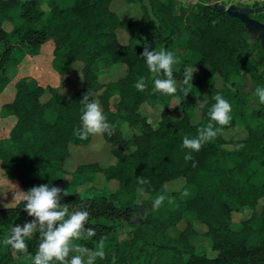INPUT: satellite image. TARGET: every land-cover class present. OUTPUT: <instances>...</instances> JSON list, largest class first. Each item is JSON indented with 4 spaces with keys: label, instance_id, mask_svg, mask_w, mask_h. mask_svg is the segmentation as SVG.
Wrapping results in <instances>:
<instances>
[{
    "label": "trees",
    "instance_id": "1",
    "mask_svg": "<svg viewBox=\"0 0 264 264\" xmlns=\"http://www.w3.org/2000/svg\"><path fill=\"white\" fill-rule=\"evenodd\" d=\"M124 1L137 2L143 19H122L110 7L112 0H73L70 5H53L46 10L38 0H0V13L11 24L7 30L0 23V92L9 78L6 70L19 62L15 54L18 43L34 54L42 43L51 40L52 67L66 74L72 63L79 61L82 76L79 87L70 95L51 85L36 84L28 91L17 90L10 101L2 104V115H11L14 122L8 136L0 138L1 167L24 191L48 184L50 188L62 189L58 194L60 205H80L78 211L90 213L79 238H74L71 245L95 251L104 240L105 257H97L94 264H135V260H139L136 264H264V202L258 203L264 196V178L254 180L252 166L256 161L264 167V103L256 95L261 105L247 111L245 100L235 98L239 88L234 94L227 84L245 67L255 87L264 86V44L258 36H250L242 20L212 2L198 1L189 8L194 31L178 27L176 38L170 40L171 24L160 8L164 0ZM250 15L261 20L264 9ZM121 27L128 34L125 43L115 31ZM173 45L186 48V54L176 52ZM145 46L149 51L165 48L176 54L180 63L174 65L175 80L179 64L183 68L197 65L205 69L192 71L189 85L183 83V74L177 92L164 94L155 89L157 74L148 69L142 57ZM104 60L123 65L126 70L124 75L103 83L106 91L99 104L112 126V134L105 132L101 136L109 143L122 140L124 145L134 148L120 153L106 166L82 162L74 167L72 172L76 174L100 172L104 179L117 181L116 189L102 190L98 198H90L86 193L69 189L62 174L69 157V142L82 123L81 100L96 88L99 74L96 66ZM214 75L221 77L222 86L209 84L205 90L204 84ZM140 77H144L147 85L144 91L135 87ZM185 88L190 89L187 96L183 94ZM217 94L232 106V119L225 126L210 120L209 111ZM203 95L206 98L198 106L199 119L192 122L191 110ZM161 96L178 97L182 114L174 119L170 108L162 104L159 118L153 124L141 113L140 106L161 104ZM242 116H245L244 136L224 138L223 132ZM119 120L139 130L124 139ZM209 123L222 128L215 138L204 143L199 151L182 146L185 135L194 138L198 129ZM188 155L191 159H185ZM140 177L148 183L140 184ZM178 177L184 179L181 187L167 189L165 184ZM138 189L148 194L150 205L137 200ZM158 194L166 195L173 203L166 199L158 210H153V200ZM247 210L249 214L245 213ZM233 211L243 214L238 226L232 225ZM135 215L139 217L137 221L133 220ZM16 218L26 223L37 220L38 229L30 238L27 252L34 256L39 250L42 235L38 218L30 216L18 200L0 207V264H8L13 253H24L3 244L4 228ZM195 220L203 223L205 230L197 231ZM180 221L184 226L175 234L169 233L168 229ZM124 222L133 229L129 237L119 240L115 229ZM45 228L46 224L44 231H47ZM88 228L95 230L93 236H88ZM195 235L207 238L214 254L198 251L191 241ZM75 255L80 253L70 251L66 261L70 264Z\"/></svg>",
    "mask_w": 264,
    "mask_h": 264
},
{
    "label": "rangeland",
    "instance_id": "2",
    "mask_svg": "<svg viewBox=\"0 0 264 264\" xmlns=\"http://www.w3.org/2000/svg\"><path fill=\"white\" fill-rule=\"evenodd\" d=\"M146 1V0H145ZM199 1V0H198ZM197 0H180V2L186 4L189 8H193L194 4L198 2ZM206 1H212V0H206ZM200 2V1H199ZM262 2V0H261ZM221 3V2H220ZM112 9H114L118 15L122 19H143V12L140 9L137 2H126L124 0H114L112 2ZM116 34L119 38V40L122 43H125L128 39V34L124 30V28H116L115 29ZM251 37L256 36L257 33H252L250 35ZM250 37V41H252V38ZM48 50V49H47ZM45 55H48V53H45ZM43 60H48V58ZM46 67H48V61L47 64L44 65V61L42 62V71L41 76L48 75V71L46 70ZM73 68L69 70L66 74H60L57 75L58 80H55L57 82L56 87L60 91H65L66 93L70 94L73 93L82 82V76L80 73V67L81 63L79 61H75L72 63ZM205 67L195 66L193 68H183L178 67L179 75H177L176 82L177 85H181L182 83V75L185 74L186 70H191L195 72H201L204 70ZM96 70L99 73L98 78L96 80V88L92 92L95 95L93 99L97 100V97L102 94V88L105 86L103 85L104 82H106L109 79H115L119 76H122L123 72L126 70L125 66L116 64V63H109L107 60H104L102 63L98 64L96 66ZM247 68L243 67L240 70V73L237 75L234 80L227 81V84L231 87L233 93H236L237 88H239L240 92L235 94V98L241 97L243 101L245 100L244 104L246 105L245 108L247 111H250L252 108H256L261 103L258 99H256L255 96V83L254 80L249 77L248 72L246 71ZM80 77L79 81H77V77ZM45 79V78H44ZM258 80V79H257ZM45 81V80H44ZM54 82L53 80H51ZM233 81V82H232ZM70 83L71 86L65 88V84ZM222 79L218 75H214L210 78H208L207 82L204 84V89L207 90L209 88V84H213L217 87L222 86ZM50 85V84H48ZM205 95H203L196 103L193 110H191V121L196 122L199 119L200 113H199V104L205 100ZM7 98H3L5 100ZM116 100V96L111 98V102L114 103ZM161 104H157L156 106L152 107L147 104H141L140 111L142 114L148 116V118L152 121L153 124H155L159 118V112L160 107L162 104H166L168 108H170V114L172 118L177 119L181 116L182 110L179 108V105L181 103V100L176 97L172 96L169 99H164L162 96L160 97ZM0 100V105H1ZM99 102V99L97 100ZM175 105V106H170ZM52 118V115L49 116ZM7 117L2 115L1 108H0V138L7 137L10 131V125L7 123ZM236 123L233 127L226 129L223 132V136L226 139H233L237 137L244 136L245 131L243 128V122L245 121V116L238 117L236 120ZM82 123L79 127H81ZM127 125L125 121L119 120V126L122 130V136L124 139H127L130 137V135L133 132H137L139 128L130 127L127 125L125 128L124 126ZM77 127V128H79ZM72 140L69 142L68 149H69V157L66 158L64 162V173L62 174L63 181L65 184L69 187V189H76L79 192L82 193V195H86L90 198L95 197L98 198L99 194L103 190L104 192L112 191L116 189L117 187V181L112 180H106L104 179V176L100 172L96 173H87V174H76L73 173L72 170L78 163L82 162H97L100 166H106L110 163H113L116 159V156L120 153L124 152H130L133 150L134 146L127 145L123 143L122 140H117L113 143H109L105 141L101 135H89L86 139H80L79 136L76 134V130L74 131ZM226 147L229 146V144H224ZM1 162V161H0ZM252 166L255 168V174L253 176V179L256 181H260L264 178V167L256 161L252 162ZM67 177L68 179H66ZM184 179L182 177L175 178L165 184L166 188L169 190L178 189L183 184ZM18 191H24L18 181L15 178L8 177L5 170L1 167L0 164V207L7 205H13L17 203L19 199H14L15 192ZM86 193V194H85ZM137 200H141L146 202L147 204H151L152 201L149 199V196L147 193L141 191L138 189L137 191ZM264 202V196L259 198L258 203L262 204ZM173 203V202H172ZM61 206H67L69 210V214L72 212L78 211L80 208V205H61ZM246 214H249V211L247 210L245 212ZM243 214H241L238 211L232 212V225L237 226L240 225L239 220ZM139 217L137 215L133 216V220L137 221ZM58 223V222H57ZM60 223V222H59ZM26 222L23 219L16 218L14 219L8 226L4 228V233L2 234V239L4 240L5 237L9 235H14V233L11 232V229L13 226H19L23 228L25 226ZM184 222L180 221L177 223L175 227H171L168 229L169 233L175 234L179 229H181L184 226ZM195 229L199 232L205 230V226L203 223L195 220L194 221ZM38 227L34 229V231L26 236L23 237L24 242L26 245H29L30 238L32 234L37 231ZM40 229V228H39ZM47 229V228H45ZM133 227L128 223L124 222L122 226H119L115 229V233L117 236V239L123 240L131 235ZM201 236V237H200ZM191 241L196 246L197 250L200 252L206 251L208 255L214 254L212 250H210V244L206 241L203 235H195L191 237ZM33 256L29 252H24L21 254L13 253V256L11 260L8 262V264H31V261L28 259V257ZM84 260L87 261L88 253H84ZM139 260H135V264L138 263ZM94 264V263H93Z\"/></svg>",
    "mask_w": 264,
    "mask_h": 264
},
{
    "label": "clouds",
    "instance_id": "3",
    "mask_svg": "<svg viewBox=\"0 0 264 264\" xmlns=\"http://www.w3.org/2000/svg\"><path fill=\"white\" fill-rule=\"evenodd\" d=\"M142 57L146 60L148 69L152 73L157 74V78L154 79L155 89L164 94H175L177 92V82L173 76L174 65L180 63L176 54L165 48L149 51L147 46H145ZM160 74H162V78ZM192 77L193 72L186 70L183 83L185 85L191 84ZM135 87L139 91L146 89L147 85L144 82V77L138 79ZM189 92V88L183 89L184 96H187ZM91 95L92 93L89 91L84 94L81 100L83 104V108L81 109L82 115L80 117L82 125L76 129V134L82 140L88 138L89 135H103L105 132L109 135L112 134V126L104 115L101 105L97 100L90 99ZM255 95L264 103V86H257L255 88ZM214 100L215 103L209 111L210 120L220 126L228 125L232 119L230 115L232 111L230 102L220 94L215 95ZM124 127L126 128L127 125ZM221 131L222 128H215L212 123H209L207 126L198 129L196 137L189 138V136L185 135L182 146L192 151H199L204 143L215 138ZM185 159H191V156L188 155ZM65 178L68 179L67 177ZM138 180L142 185L148 183L143 177L138 178ZM61 191L62 189L60 188H50L48 184H41L31 187L27 191H18L14 194L13 200L19 199L24 204L25 211L30 216L38 218L41 229L42 241L39 244V250L34 256L28 257L31 264H50L52 261L69 264L65 258L69 255L70 251L80 253V255L72 257L70 264H93V261L97 257L103 259L105 257L104 240H101L95 251L90 248H82L80 245H76L75 248L72 247L71 241L74 238H79L80 232L83 229L84 223L89 219L90 213L88 211H75L69 214L68 207L61 206L58 203V194ZM63 191L65 195H68L67 190ZM166 199L169 203L173 202L166 195L158 194L153 200V210H158ZM4 206L7 207V204ZM57 222H60L58 226ZM45 224L47 225V231H44ZM36 227L37 220L26 223L23 228L13 226L11 232L14 235L5 237L3 244L5 246L10 245L17 251L27 252V245L23 237L30 235ZM87 234L88 236H93L95 230L88 228ZM84 253H88L89 258L87 261L83 258Z\"/></svg>",
    "mask_w": 264,
    "mask_h": 264
},
{
    "label": "crops",
    "instance_id": "4",
    "mask_svg": "<svg viewBox=\"0 0 264 264\" xmlns=\"http://www.w3.org/2000/svg\"><path fill=\"white\" fill-rule=\"evenodd\" d=\"M113 1L114 0H112V2ZM199 1L209 2L206 0H199ZM213 1H218L225 5L234 3L235 5H247V6H252V7H255V5L257 6V5L264 4V0H262V2L261 0H212L210 2H213ZM72 2L73 0H38L40 7L44 10L49 9L53 5L67 6V5H70ZM112 2L110 3V7H112ZM160 8L165 13V15L167 16L171 24V27L169 30L170 40H173L176 38L175 29L178 27L186 28L191 32L194 31V28L191 23V16L189 13V9L186 4L180 2V0H164L161 3ZM255 12H259V11H255ZM255 12H252V13H255ZM261 20L264 22V18H262ZM0 23L2 24V27L7 30L11 28V24H9V22L4 19V16L2 13H0ZM250 35H252V32H250ZM172 48L176 52L180 53L181 55L186 54V48L182 46L173 45ZM52 50H53V42L51 40H48L42 43L39 47V50L34 54L30 53V51L27 50L26 46L23 43H18L15 46V54L20 59L16 65L11 66L10 68L6 70L9 78L4 88L0 92V100H2L0 108L3 103L10 101L14 97V94L17 90L28 91L32 89L34 85L36 84L42 85V86H46L50 84L51 86L56 87L57 82H55V80H58L57 75H59V72H57L52 67V64H51V60L53 57ZM45 53H48V55H45ZM43 58L44 59L48 58V60H43ZM43 61H44V65H46L48 61V67H46V70L48 71V75L41 76V72H43L42 71ZM178 67H182V64H179L176 66L177 71H178ZM246 71L248 72V69ZM124 73L125 71L123 72L122 75H124ZM178 75H179V71H178ZM77 78H78L77 81H79L80 77L78 76ZM51 80H53L54 82H52ZM64 86L66 88V87L71 86V84L66 83ZM101 90H102V94L100 95V97L105 93L106 88L104 87ZM61 92L67 95L71 94V93L68 94L65 91H61ZM94 96L95 95L93 94V97ZM3 98H7V99L3 100ZM98 99H99V96L97 97V100ZM6 117H7L6 121L8 125H10L11 127V125L14 122V119L11 115H7ZM73 137L74 136H72V138ZM205 239L207 242H209L207 238Z\"/></svg>",
    "mask_w": 264,
    "mask_h": 264
},
{
    "label": "water",
    "instance_id": "5",
    "mask_svg": "<svg viewBox=\"0 0 264 264\" xmlns=\"http://www.w3.org/2000/svg\"><path fill=\"white\" fill-rule=\"evenodd\" d=\"M212 3L217 5L219 9L225 10L228 14L238 17L240 20H242L247 26L248 30L252 33H257L260 41L264 44V22L250 15L252 12L263 10L264 4L252 7L247 5H235L234 3L225 5L218 1H213Z\"/></svg>",
    "mask_w": 264,
    "mask_h": 264
}]
</instances>
